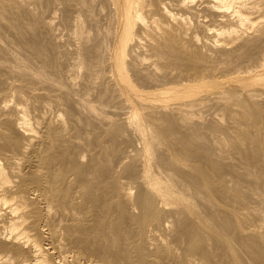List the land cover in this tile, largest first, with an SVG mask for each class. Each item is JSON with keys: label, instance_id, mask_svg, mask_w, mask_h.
<instances>
[{"label": "bare ground", "instance_id": "bare-ground-1", "mask_svg": "<svg viewBox=\"0 0 264 264\" xmlns=\"http://www.w3.org/2000/svg\"><path fill=\"white\" fill-rule=\"evenodd\" d=\"M12 257L264 264V0H0Z\"/></svg>", "mask_w": 264, "mask_h": 264}, {"label": "rangeland", "instance_id": "rangeland-1", "mask_svg": "<svg viewBox=\"0 0 264 264\" xmlns=\"http://www.w3.org/2000/svg\"><path fill=\"white\" fill-rule=\"evenodd\" d=\"M9 254H10V253H9ZM15 258H16V257H14V258L12 257V259H10V260H11V261H10L11 264H14V262L12 263V261H15V262H16V259H17V258H16V259H15ZM13 259H14V260H13ZM15 264H16V263H15Z\"/></svg>", "mask_w": 264, "mask_h": 264}]
</instances>
